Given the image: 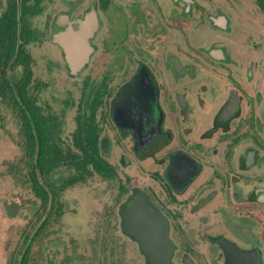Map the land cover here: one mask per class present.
Masks as SVG:
<instances>
[{"label":"flooded vegetation","instance_id":"obj_1","mask_svg":"<svg viewBox=\"0 0 264 264\" xmlns=\"http://www.w3.org/2000/svg\"><path fill=\"white\" fill-rule=\"evenodd\" d=\"M60 6L45 24L49 44L59 48L53 59L61 56L72 77L85 73L75 129L80 119L115 171L116 164L151 165L149 184L133 186L120 217L140 188L168 220L173 264L180 244L209 264H226L221 241L256 252L264 264V24H257L264 23V0H60ZM233 10L241 26L253 27L246 41L258 51L248 56L227 45ZM214 13L226 18L219 31L210 26ZM88 15L90 29L80 34ZM197 29L205 43L192 37ZM58 33L91 47L76 72L54 41ZM182 262L199 264L190 252Z\"/></svg>","mask_w":264,"mask_h":264},{"label":"rangeland","instance_id":"obj_2","mask_svg":"<svg viewBox=\"0 0 264 264\" xmlns=\"http://www.w3.org/2000/svg\"><path fill=\"white\" fill-rule=\"evenodd\" d=\"M251 2V0H244ZM43 11L32 18L34 27L42 31L41 39L28 45L35 59L34 75L48 85L38 91V104L59 116L63 146L75 149L72 134L76 127V105L80 97V77L68 74L56 44H49L50 22L61 11L60 0H43ZM6 0H0V15ZM187 26V24H186ZM197 29L192 37L207 40ZM50 49V50H49ZM36 91V90H34ZM68 101V103H66ZM70 103V104H69ZM20 120L15 112L0 100V264H17L19 245L24 230L35 218L40 200L28 183L24 163V149L20 145ZM77 150V149H76ZM113 160L117 162V156ZM146 167L133 165L125 168L116 164L117 177L105 179L99 174L77 183L63 193L64 214L60 221L35 242L30 264H147L136 240L122 232L119 215L121 203L133 186L149 184L150 163ZM72 170L62 167L53 176L67 177ZM122 185L126 191H122ZM176 251V264H183V254L191 253L199 264L203 261L198 251Z\"/></svg>","mask_w":264,"mask_h":264},{"label":"trees","instance_id":"obj_3","mask_svg":"<svg viewBox=\"0 0 264 264\" xmlns=\"http://www.w3.org/2000/svg\"><path fill=\"white\" fill-rule=\"evenodd\" d=\"M41 1L7 0L0 15V100L20 120L25 176L40 200L35 218L24 230L17 264L31 263L37 239L62 218L65 208L62 197L66 189L95 174L105 179L117 177L112 166L98 155L96 136L91 131L88 134L84 132L80 119L72 134L75 149L63 146L58 115L38 104V91L45 86L34 77V58L27 46L38 39L39 31L33 26L31 17L40 13ZM62 167H67L72 173L55 178L53 174ZM121 189L126 191L124 185ZM120 226L122 229L121 221ZM122 232L135 240L123 229Z\"/></svg>","mask_w":264,"mask_h":264},{"label":"water","instance_id":"obj_4","mask_svg":"<svg viewBox=\"0 0 264 264\" xmlns=\"http://www.w3.org/2000/svg\"><path fill=\"white\" fill-rule=\"evenodd\" d=\"M92 15L80 22V34L88 33ZM67 34L54 35V41L65 48L66 58L72 71L76 72L89 58L91 47L88 42L76 39L67 41ZM121 223L124 232L133 236L149 264H173L174 244L169 236V223L150 197L140 188L121 206ZM226 252V264H261L256 252L241 251L234 245L221 241ZM187 264H193L187 262Z\"/></svg>","mask_w":264,"mask_h":264},{"label":"crops","instance_id":"obj_5","mask_svg":"<svg viewBox=\"0 0 264 264\" xmlns=\"http://www.w3.org/2000/svg\"><path fill=\"white\" fill-rule=\"evenodd\" d=\"M231 17H230V25L228 27V29H226V35H228V39H227V45L230 47L229 50H235L237 52L241 53L242 55H249V52H255L258 48V45H255V48L251 47L250 42L246 41V39L249 37L248 33L246 32V28L251 29L253 28L252 26H250L248 23L244 22V24L247 26H241V22H240V15L236 14L235 11H231ZM213 16H216L217 19H212L211 20V27L214 29V31H219L218 29H221L219 27L220 24V19L226 21V18L222 17V15H219L214 13L212 14ZM229 15V14H228ZM222 17V18H221ZM261 15H260V20H261ZM245 20V19H244ZM259 23L260 28H262L261 24H264L261 22H257V24ZM209 28V27H208ZM223 29V28H222ZM261 31H258V33ZM257 40L261 42V39L257 36ZM258 51V50H257ZM243 56V57H244Z\"/></svg>","mask_w":264,"mask_h":264}]
</instances>
